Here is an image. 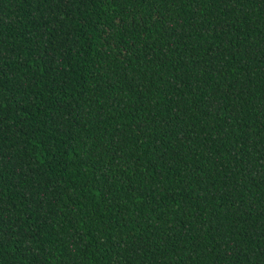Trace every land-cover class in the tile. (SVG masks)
<instances>
[{
    "label": "trees",
    "instance_id": "16d2710c",
    "mask_svg": "<svg viewBox=\"0 0 264 264\" xmlns=\"http://www.w3.org/2000/svg\"><path fill=\"white\" fill-rule=\"evenodd\" d=\"M0 264H264V0H0Z\"/></svg>",
    "mask_w": 264,
    "mask_h": 264
}]
</instances>
